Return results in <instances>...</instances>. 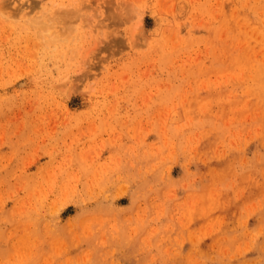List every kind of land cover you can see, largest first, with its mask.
<instances>
[{"label": "rangeland", "instance_id": "obj_1", "mask_svg": "<svg viewBox=\"0 0 264 264\" xmlns=\"http://www.w3.org/2000/svg\"><path fill=\"white\" fill-rule=\"evenodd\" d=\"M0 264H264V0H0Z\"/></svg>", "mask_w": 264, "mask_h": 264}, {"label": "bare ground", "instance_id": "obj_2", "mask_svg": "<svg viewBox=\"0 0 264 264\" xmlns=\"http://www.w3.org/2000/svg\"><path fill=\"white\" fill-rule=\"evenodd\" d=\"M40 2H42V0H40ZM41 4H42V3H41ZM42 8H43V10H42L41 15H40L41 17L44 16V15L46 16V14H48L49 11H50L49 9H51V8H49V7H45V8L42 7ZM25 12H26V11H25ZM28 12H30V11H28ZM61 12H62V11H61ZM56 13L59 15V14H60V11H56L55 14H56ZM24 15H25V13H24ZM28 17H29V16H28ZM28 17L26 18V21H30V20H31V18H28ZM51 17L53 18V16H51ZM49 30H50V29H49ZM48 32H49V31H48ZM45 33H46V32H45ZM43 39H45V41H46V36H45V35H44Z\"/></svg>", "mask_w": 264, "mask_h": 264}]
</instances>
